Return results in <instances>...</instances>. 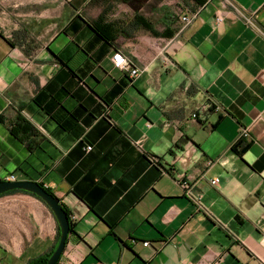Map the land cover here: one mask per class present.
Segmentation results:
<instances>
[{
  "label": "crops",
  "instance_id": "crops-1",
  "mask_svg": "<svg viewBox=\"0 0 264 264\" xmlns=\"http://www.w3.org/2000/svg\"><path fill=\"white\" fill-rule=\"evenodd\" d=\"M131 1L0 0V182L66 208L58 264H264V0ZM58 231L39 198L0 196V264Z\"/></svg>",
  "mask_w": 264,
  "mask_h": 264
},
{
  "label": "water",
  "instance_id": "water-1",
  "mask_svg": "<svg viewBox=\"0 0 264 264\" xmlns=\"http://www.w3.org/2000/svg\"><path fill=\"white\" fill-rule=\"evenodd\" d=\"M16 190L24 191L35 195L40 200H42L53 213L58 224L60 236L58 243L55 247V250L48 259L47 264H57L64 252L67 238L70 233V223H69L68 215L62 208V205L59 203V201L55 199L51 194L46 192L44 188L36 182H30V181L0 182V196Z\"/></svg>",
  "mask_w": 264,
  "mask_h": 264
},
{
  "label": "trees",
  "instance_id": "trees-1",
  "mask_svg": "<svg viewBox=\"0 0 264 264\" xmlns=\"http://www.w3.org/2000/svg\"><path fill=\"white\" fill-rule=\"evenodd\" d=\"M121 3H127L129 2L130 0H117ZM190 1H194L196 4H200V2L198 0H190ZM165 13V11H164ZM174 16V15H172ZM135 19L139 22V26L146 30L148 32V34H150L152 37H156V38H159L161 35L159 33H157L155 31V28H154V23L151 21V20H147V19H143L142 17H139V16H136ZM166 20H169V18H165L164 17V21H163V24L164 26L166 25ZM171 20V19H170ZM176 21H177V18H173L172 21H171V24L174 25L176 24ZM167 28V27H166ZM234 151H237V146L234 147ZM42 186V185H40ZM43 187V186H42ZM44 190L46 192H48L49 194H51V192L47 189L44 188ZM11 193H24V194H28V195H32V196H35L33 194H30V193H27V192H24V191H12V192H8L6 194H11ZM5 195V194H4ZM53 196V194H51ZM36 197V196H35ZM54 197V196H53ZM38 198V197H37ZM55 198V197H54ZM56 199V198H55ZM62 208L64 209V211L66 212V214L68 215V212L66 210V208L62 205ZM70 223V232H72V224L71 222L69 221ZM59 236H60V232L58 231V237L56 239V242L55 244L52 246V248L50 250H48L46 253H44L43 255L39 256V257H36L32 260H30L27 264H47V261L48 259L50 258L51 254L53 253V251L55 250V247L58 243V240H59ZM58 264V263H57Z\"/></svg>",
  "mask_w": 264,
  "mask_h": 264
},
{
  "label": "built area",
  "instance_id": "built-area-1",
  "mask_svg": "<svg viewBox=\"0 0 264 264\" xmlns=\"http://www.w3.org/2000/svg\"><path fill=\"white\" fill-rule=\"evenodd\" d=\"M182 22L188 24V23H190V19L183 18V19H182ZM112 62H113V66H114V68L119 69V70H121V71H126V72H128V73L130 74L131 77H136V76L140 73L139 69H136V68L133 69V68L131 67V63L129 62V60L126 59V58H125L120 52H118V51L113 55V57H112ZM192 118H196V115H192ZM247 136H248V135H247V132H246V131H243L242 134H241V137H247ZM91 149H92L91 147H87V148H86L87 151H91ZM10 180L13 181L14 179L11 177ZM217 183H218V180H217V179H215V180H213V181L210 182V184H211L212 186L216 185ZM182 186H183L184 188L188 189V186H187L185 183H183ZM147 245H148V243H145V244H144V247H147Z\"/></svg>",
  "mask_w": 264,
  "mask_h": 264
},
{
  "label": "rangeland",
  "instance_id": "rangeland-1",
  "mask_svg": "<svg viewBox=\"0 0 264 264\" xmlns=\"http://www.w3.org/2000/svg\"><path fill=\"white\" fill-rule=\"evenodd\" d=\"M157 1H162L163 4L168 3L169 8L175 5L172 0H132L127 6L131 8V11H138L139 9L143 8V11L149 14L153 12V9H151V7H153L154 3H156Z\"/></svg>",
  "mask_w": 264,
  "mask_h": 264
}]
</instances>
